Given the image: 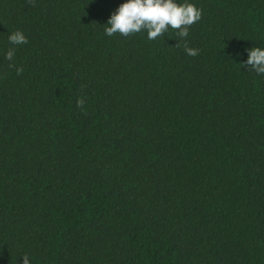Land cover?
Listing matches in <instances>:
<instances>
[{"label":"trees","instance_id":"trees-1","mask_svg":"<svg viewBox=\"0 0 264 264\" xmlns=\"http://www.w3.org/2000/svg\"><path fill=\"white\" fill-rule=\"evenodd\" d=\"M124 2L0 0V264H264V0L157 40Z\"/></svg>","mask_w":264,"mask_h":264},{"label":"clouds","instance_id":"clouds-1","mask_svg":"<svg viewBox=\"0 0 264 264\" xmlns=\"http://www.w3.org/2000/svg\"><path fill=\"white\" fill-rule=\"evenodd\" d=\"M35 6V0H29ZM202 18V10L191 3H177L176 0H126L111 14L105 28L107 36L120 34L128 37L143 31L147 32L149 40H157L169 31V27L176 31L181 38H186L189 28L198 23ZM12 45L27 44V37L22 31L16 30L8 37ZM180 47V44L176 45ZM183 48L188 56L195 57L199 54V49L188 47L187 43ZM15 48H10L5 58L13 61ZM248 68L257 74H264V49L253 47L248 50ZM15 67L16 74L21 75L24 71L22 67H16L14 63L9 64V68ZM85 99L80 97L76 101V106L86 114ZM23 264H30L27 254L22 257Z\"/></svg>","mask_w":264,"mask_h":264}]
</instances>
